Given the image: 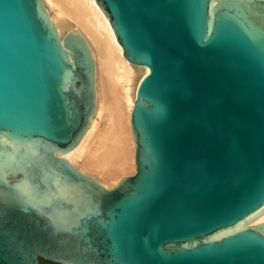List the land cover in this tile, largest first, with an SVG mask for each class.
<instances>
[{"label":"water","instance_id":"water-1","mask_svg":"<svg viewBox=\"0 0 264 264\" xmlns=\"http://www.w3.org/2000/svg\"><path fill=\"white\" fill-rule=\"evenodd\" d=\"M148 72L133 174L63 155L96 107L94 58L42 0H0V264H264V0H96Z\"/></svg>","mask_w":264,"mask_h":264},{"label":"bare ground","instance_id":"bare-ground-1","mask_svg":"<svg viewBox=\"0 0 264 264\" xmlns=\"http://www.w3.org/2000/svg\"><path fill=\"white\" fill-rule=\"evenodd\" d=\"M60 35L76 29L88 41L94 58L96 107L78 143L63 157L81 171L111 187L126 174H133L134 142L130 111L136 86L148 72L137 66L138 80L122 54L109 20L96 0H42ZM264 221V212L248 221Z\"/></svg>","mask_w":264,"mask_h":264},{"label":"rangeland","instance_id":"rangeland-1","mask_svg":"<svg viewBox=\"0 0 264 264\" xmlns=\"http://www.w3.org/2000/svg\"><path fill=\"white\" fill-rule=\"evenodd\" d=\"M131 67L134 71V74H133V76H134L133 84H134L138 80L139 74L137 73V70H136L137 66L131 65ZM126 175H130V174H126Z\"/></svg>","mask_w":264,"mask_h":264},{"label":"trees","instance_id":"trees-1","mask_svg":"<svg viewBox=\"0 0 264 264\" xmlns=\"http://www.w3.org/2000/svg\"><path fill=\"white\" fill-rule=\"evenodd\" d=\"M40 262H41V264H54V263H51V262H49V261H45V260H40Z\"/></svg>","mask_w":264,"mask_h":264}]
</instances>
